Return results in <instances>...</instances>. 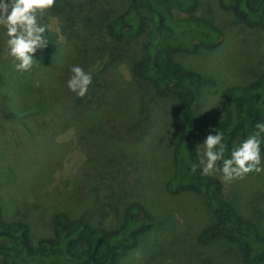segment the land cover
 Listing matches in <instances>:
<instances>
[{"label": "rangeland", "instance_id": "obj_1", "mask_svg": "<svg viewBox=\"0 0 264 264\" xmlns=\"http://www.w3.org/2000/svg\"><path fill=\"white\" fill-rule=\"evenodd\" d=\"M126 6L125 0H77L75 7L74 0H54L41 21L48 25V43L35 53L37 62L29 72L13 69L0 38V213L6 220L27 222L33 237H46L57 212L118 229L126 206L136 201L146 208L148 225L138 232L134 246L119 244L114 264H249L232 243L198 239L216 220L202 194H173L165 187L179 135L177 98L174 91L155 95L135 73L151 25L124 37L118 44L123 50L104 35L102 17L118 15ZM171 13L183 16L174 7ZM197 14L222 30L221 44L213 50L170 54L201 73L195 88L199 118L221 120L226 89L247 84L264 71V28L247 26L219 0H199ZM69 16L77 24L63 29L61 20ZM49 45L57 50L50 58ZM135 46V53L124 55L125 48ZM71 65L92 74L85 96L77 97L60 79L56 85H62L65 96L34 88L32 74L52 77L61 68L68 79ZM107 100L121 107L108 105L105 111L101 104ZM139 102L147 105L149 126L133 134L121 123L138 117ZM202 147L198 145V152ZM209 175L221 181L222 197L235 213L264 235V171L230 182L218 172ZM3 257L0 252V264Z\"/></svg>", "mask_w": 264, "mask_h": 264}, {"label": "trees", "instance_id": "obj_2", "mask_svg": "<svg viewBox=\"0 0 264 264\" xmlns=\"http://www.w3.org/2000/svg\"><path fill=\"white\" fill-rule=\"evenodd\" d=\"M125 1L127 6L122 13L106 14L104 17L97 14L96 18L105 20L104 35L116 47L121 46L118 44L124 37L141 32L148 25L152 26L150 38L145 44V56L136 62L134 70L140 79L150 84L155 95L172 91L176 94L174 118L179 135L173 149L172 173L165 187L173 194L195 191L205 197L216 220L200 232L199 240H225L236 245L247 263L259 264L264 261V235L257 234L251 223L240 218L232 205L222 197L218 178L200 175L199 169L191 173L189 168L190 162L197 159L199 142L209 132H222L227 149H230L238 136L244 138L255 123L264 122V71L247 84L226 89L227 99L223 103L224 116L221 120L200 119L195 110V88L201 73L180 65L170 52L213 50L221 44L222 30L209 18L197 14L199 0ZM219 1L224 8L232 9L247 26L264 28V0ZM57 6L60 7L59 3ZM173 7L183 16L174 18L171 13ZM68 18L61 20L63 29L64 26L74 28L73 23L77 24L71 21L73 16ZM49 48L51 52L48 51L47 55L50 58L52 52L56 53L57 50L52 45ZM120 49L123 50V47ZM130 50L135 53L138 47L125 48L124 55ZM67 74L61 68L52 77L45 72L34 73V88L40 92L50 90L55 96H65L62 95V85H56V79L66 83ZM108 105L121 107L113 100L101 104L106 106L105 111L110 110L107 109ZM139 107L136 119L130 120L129 117L121 123L133 134H142L149 126L147 105L139 102ZM123 219L124 223L118 229H107L57 212L52 219V234L33 237L27 222L6 220L0 213V252L4 256L1 264H114L119 244L134 246L138 232L147 227L149 216L144 205L135 201L126 206Z\"/></svg>", "mask_w": 264, "mask_h": 264}, {"label": "clouds", "instance_id": "obj_3", "mask_svg": "<svg viewBox=\"0 0 264 264\" xmlns=\"http://www.w3.org/2000/svg\"><path fill=\"white\" fill-rule=\"evenodd\" d=\"M53 4L54 0H0V38L16 72H29L37 62L35 53L46 47L48 25L41 21ZM68 70L67 89L77 97L85 96L92 74L79 65H71ZM198 145L203 147L196 161L190 162L191 173L197 169L204 176L218 172L230 182L250 172L264 171V122L255 123L252 131L230 149L219 131L209 132Z\"/></svg>", "mask_w": 264, "mask_h": 264}]
</instances>
